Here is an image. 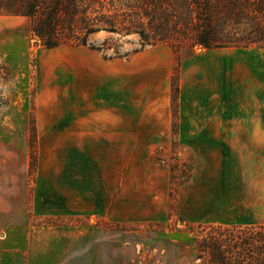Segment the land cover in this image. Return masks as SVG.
I'll return each instance as SVG.
<instances>
[{
  "label": "rangeland",
  "instance_id": "374dc122",
  "mask_svg": "<svg viewBox=\"0 0 264 264\" xmlns=\"http://www.w3.org/2000/svg\"><path fill=\"white\" fill-rule=\"evenodd\" d=\"M90 44L102 51L48 50L29 19L0 15V264H202L210 226L264 225L261 153L224 132L188 145L178 113L200 92L229 117L210 129H264V50ZM113 99L129 101L128 134L108 121Z\"/></svg>",
  "mask_w": 264,
  "mask_h": 264
},
{
  "label": "trees",
  "instance_id": "16d2710c",
  "mask_svg": "<svg viewBox=\"0 0 264 264\" xmlns=\"http://www.w3.org/2000/svg\"><path fill=\"white\" fill-rule=\"evenodd\" d=\"M0 15L29 19L33 37L48 50L102 51L90 44V37L100 33L135 34L142 49L166 44L176 57L183 47L264 48V0H0ZM179 74L177 61L175 107ZM5 104L0 99V106ZM192 173L190 167L185 182ZM210 227L197 240L202 264H264V225Z\"/></svg>",
  "mask_w": 264,
  "mask_h": 264
},
{
  "label": "crops",
  "instance_id": "0c3cea01",
  "mask_svg": "<svg viewBox=\"0 0 264 264\" xmlns=\"http://www.w3.org/2000/svg\"><path fill=\"white\" fill-rule=\"evenodd\" d=\"M228 49L230 48L214 49V51H222V50H228ZM234 49L244 50V51H248L250 49L264 50V48L262 49L234 48ZM183 66L181 70L182 74L184 72ZM216 85H217L216 86L217 90H215V93H213V96L216 95L219 101L221 99L222 100L225 99L226 94H227L225 87L227 85L222 86L219 83H217ZM227 95L229 97V94ZM206 96L207 95H205V97ZM210 96L211 95H209V97ZM205 97L201 95L200 92H198V94H195L194 92H192V95L190 96V100L187 103V106L179 103L178 113H179L180 119L179 117H177V119H179V122L182 126V129H181L182 132L180 134V137L189 138V141L187 142L189 145L190 143H194V142H202L201 140H199L201 137L208 138L214 135H221V133L223 132H224V136H232V137L241 136L242 139H236L238 145L237 144L234 145L230 143V147L233 146L235 148H238L241 151L240 153L242 154H245V152L248 151L250 148H252V150L253 149L258 150V153H261L260 161L263 162L264 161V129L263 128L230 129L229 131H227L226 130L227 128H223L224 130H222V132H221V129H218V131L210 129V127H207L209 122L211 123V121L213 122L218 121L219 122L218 124H220V126L221 124L225 126L226 121H227L226 119L229 117L227 116L226 113L221 115V104L219 105L217 112H214L215 114H213L212 113L213 111H210L208 109V104L205 103ZM117 102L118 101H115V99H113L111 102L113 106L112 109L113 110L117 109V115L114 116L113 118H110L108 121H111L113 126H117V128L119 127V129H122V132H123L122 134L125 135L130 132V122H131L130 109H129L130 104H129V101H125V99H123L121 102H118V103ZM225 107H222V109H224ZM217 114L218 116H215ZM252 119L256 124H259V123L264 124V108H261V109L258 108L257 111L253 113ZM245 160H248V159H244V161ZM263 167H264V164H263ZM259 174H260V178L262 179L260 180V184L262 185V188L264 189V168H263V171L259 172ZM194 177H195V174L193 172V177L191 181L188 183H191ZM248 177H251V175H249ZM261 198L264 199V191L261 193Z\"/></svg>",
  "mask_w": 264,
  "mask_h": 264
}]
</instances>
